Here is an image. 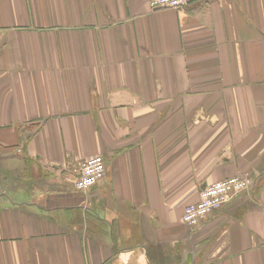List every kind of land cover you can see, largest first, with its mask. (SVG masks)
Instances as JSON below:
<instances>
[{
  "label": "crops",
  "instance_id": "obj_1",
  "mask_svg": "<svg viewBox=\"0 0 264 264\" xmlns=\"http://www.w3.org/2000/svg\"><path fill=\"white\" fill-rule=\"evenodd\" d=\"M150 1L0 0V264H264V0Z\"/></svg>",
  "mask_w": 264,
  "mask_h": 264
},
{
  "label": "built area",
  "instance_id": "obj_2",
  "mask_svg": "<svg viewBox=\"0 0 264 264\" xmlns=\"http://www.w3.org/2000/svg\"><path fill=\"white\" fill-rule=\"evenodd\" d=\"M189 0H151V7L155 10L167 8H181ZM107 163L102 154L93 155L80 161V174L75 181V186L80 191H85L99 182L106 173ZM250 182L243 176L236 175L219 182L208 184L199 191L198 202L185 208L183 222L188 227L196 226L202 218L214 210L229 203L235 196L248 191Z\"/></svg>",
  "mask_w": 264,
  "mask_h": 264
},
{
  "label": "trees",
  "instance_id": "obj_3",
  "mask_svg": "<svg viewBox=\"0 0 264 264\" xmlns=\"http://www.w3.org/2000/svg\"><path fill=\"white\" fill-rule=\"evenodd\" d=\"M185 7V6H184ZM182 8V7H181ZM0 149L1 150H3V151H5V149H6V151L5 152H9V151H12L13 149H14V147H8V148H4L2 145H0Z\"/></svg>",
  "mask_w": 264,
  "mask_h": 264
}]
</instances>
